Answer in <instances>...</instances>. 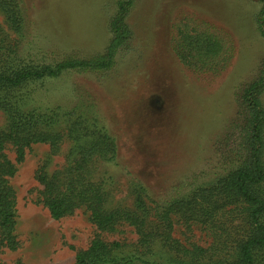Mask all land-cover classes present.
<instances>
[{
    "label": "rangeland",
    "instance_id": "rangeland-1",
    "mask_svg": "<svg viewBox=\"0 0 264 264\" xmlns=\"http://www.w3.org/2000/svg\"><path fill=\"white\" fill-rule=\"evenodd\" d=\"M117 1L14 0L20 32L9 27L1 10L0 27L17 42L24 60L85 59L107 46ZM260 7L258 0H133L125 17L132 31L129 49L116 56L112 68L65 71L27 83L15 92L21 97L17 104L21 109L79 104L74 119L82 115L115 138L116 158L102 161L97 171L109 181L107 206L133 205L139 185L156 201L185 196L227 172L216 143L235 118L239 86L256 75L264 57L255 21ZM195 32L219 40L220 57L212 65L187 67L176 56L177 39ZM8 126L9 116L0 108V130ZM66 126L60 127L66 131ZM76 142L67 137L54 155L46 144H33L16 164L9 182L16 194L17 244L1 251L0 264H72L95 235L83 207L51 218L34 178L42 164L49 174L69 164ZM6 153L14 159L13 150ZM200 228L188 231L178 223L174 233L205 244L208 237ZM101 237L135 239L128 227Z\"/></svg>",
    "mask_w": 264,
    "mask_h": 264
},
{
    "label": "trees",
    "instance_id": "trees-1",
    "mask_svg": "<svg viewBox=\"0 0 264 264\" xmlns=\"http://www.w3.org/2000/svg\"><path fill=\"white\" fill-rule=\"evenodd\" d=\"M256 24L264 37V0ZM14 0H0L7 24L20 32V14ZM133 0H118L109 21L110 39L102 53L85 59L67 58L43 63L24 60L17 42L0 27V108L9 116V126L0 130V253L14 249L16 194L10 185L16 164L33 144H46L56 154L71 137L79 147L76 156L52 174L40 165L34 178L41 185L43 206L53 219L83 207L96 232L72 264H264V57L256 75L242 83L236 94V114L218 140L220 158L227 172L206 187L182 197L156 201L142 185L130 206H107L109 181L98 175L102 161L116 158L115 138L84 116L73 118L74 107L36 106L21 109L16 91L23 85L56 78L65 71H105L116 56L129 49L132 31L125 20ZM15 8V9H14ZM174 50L187 67L212 65L221 46L214 34L195 32L177 39ZM224 62L227 57L222 58ZM62 117H65L62 119ZM66 123L67 129L61 128ZM6 150H13L11 159ZM186 230L199 225L208 237L205 244L180 239L175 224ZM128 227L134 241L103 239L101 233H120Z\"/></svg>",
    "mask_w": 264,
    "mask_h": 264
}]
</instances>
